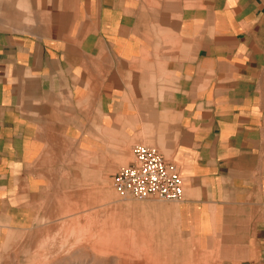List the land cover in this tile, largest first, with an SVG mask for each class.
<instances>
[{"label": "crops", "instance_id": "1", "mask_svg": "<svg viewBox=\"0 0 264 264\" xmlns=\"http://www.w3.org/2000/svg\"><path fill=\"white\" fill-rule=\"evenodd\" d=\"M135 144L199 264H264V0H0V250L94 216Z\"/></svg>", "mask_w": 264, "mask_h": 264}, {"label": "rangeland", "instance_id": "2", "mask_svg": "<svg viewBox=\"0 0 264 264\" xmlns=\"http://www.w3.org/2000/svg\"><path fill=\"white\" fill-rule=\"evenodd\" d=\"M111 180L104 189L110 200L94 205V216L43 219L20 248L0 250V264H199L195 243L170 217L169 202L122 198ZM142 238L160 258L150 257Z\"/></svg>", "mask_w": 264, "mask_h": 264}, {"label": "built area", "instance_id": "3", "mask_svg": "<svg viewBox=\"0 0 264 264\" xmlns=\"http://www.w3.org/2000/svg\"><path fill=\"white\" fill-rule=\"evenodd\" d=\"M131 163L112 177V186L122 198L145 201L155 198L178 202L183 198V179L178 165L165 160L149 145L135 144Z\"/></svg>", "mask_w": 264, "mask_h": 264}, {"label": "bare ground", "instance_id": "4", "mask_svg": "<svg viewBox=\"0 0 264 264\" xmlns=\"http://www.w3.org/2000/svg\"><path fill=\"white\" fill-rule=\"evenodd\" d=\"M108 249H109V247H108ZM69 253V252H68ZM113 253V252H112ZM144 255V254H143Z\"/></svg>", "mask_w": 264, "mask_h": 264}]
</instances>
